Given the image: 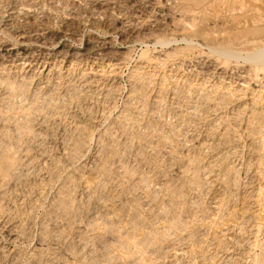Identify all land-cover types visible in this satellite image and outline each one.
Returning <instances> with one entry per match:
<instances>
[{
  "label": "rangeland",
  "instance_id": "obj_1",
  "mask_svg": "<svg viewBox=\"0 0 264 264\" xmlns=\"http://www.w3.org/2000/svg\"><path fill=\"white\" fill-rule=\"evenodd\" d=\"M6 40L0 264H264V0H0Z\"/></svg>",
  "mask_w": 264,
  "mask_h": 264
},
{
  "label": "bare ground",
  "instance_id": "obj_2",
  "mask_svg": "<svg viewBox=\"0 0 264 264\" xmlns=\"http://www.w3.org/2000/svg\"><path fill=\"white\" fill-rule=\"evenodd\" d=\"M7 14V13H6ZM7 17H5V19L3 20V24H2V26L3 27H5V28H7V29H9L10 27H12V23L14 22V18H15V10L14 11H11V12H8V15H6ZM178 26H179V24H178ZM13 30H15V27H14V29ZM41 30H43V29H41ZM187 41V40H186ZM262 42V41H261ZM20 45H22V44H20ZM24 45V47H27L28 46V44L27 43H25V44H23ZM17 46H18V44L17 43H15V42H12V41H8V40H6V41H3V42H1V45H0V59H2V60H4V61H10L11 59H13V55L15 56V54H14V51H16V49H18L17 48ZM33 46H36V48L37 47H42L41 46V44H33ZM31 48L30 47H27V50H25V51H28V50H30ZM35 49V48H34ZM18 51V50H17ZM39 52H41L40 50H38V53ZM22 53V52H21ZM32 53H34V52H30L28 55H26V56H23V57H21V56H18V58H20L21 57V59L22 60H29L31 63H32V61L34 60H37V63H38V61H39V59L38 58H35V57H32V59L30 60V57H31V55H32ZM56 53H59L58 51L56 52ZM61 53V52H60ZM18 55V54H17ZM37 56L39 55V54H36ZM56 55V54H55ZM33 56V55H32ZM41 56V55H40ZM30 65V64H29ZM39 65V64H38ZM33 74V73H32ZM34 76V75H33ZM32 76V77H33ZM2 83V82H1ZM86 83V82H85ZM6 85V84H5ZM10 85V84H9ZM10 87H11V85H10ZM91 92V91H90ZM36 93V92H35ZM6 94V93H5ZM1 95V94H0ZM17 95V94H16ZM37 95V94H36ZM12 96V95H11ZM206 96V95H205ZM43 98H44V96H43ZM156 99V98H155ZM40 101V100H39ZM48 101V100H47ZM19 107V106H18ZM142 107V106H141ZM8 108V107H7ZM28 109V108H27ZM40 110V109H39ZM22 112V111H21ZM137 114V113H136ZM161 114V113H160ZM45 115V114H44ZM26 117V116H25ZM242 118V117H241ZM7 120V119H6ZM126 120V119H125ZM237 120V119H236ZM254 120H256V119H254ZM116 122V121H115ZM173 124V123H172ZM138 126V125H137ZM26 129V128H25ZM143 129V128H142ZM182 130V129H181ZM26 131V130H25ZM226 133V132H225ZM28 134V133H27ZM99 142V141H98ZM3 144V143H2ZM151 145V144H150ZM155 145V144H154ZM157 145V144H156ZM40 146V145H39ZM104 148V147H103ZM101 149V148H100ZM179 151V150H178ZM26 154V153H25ZM7 156V155H6ZM24 156V155H23ZM34 156V155H33ZM32 156V157H33ZM39 157V156H38ZM7 158V157H6ZM21 158V157H20ZM24 158V157H23ZM36 158V157H35ZM22 159V158H21ZM51 159V158H50ZM12 161V160H11ZM16 161V160H15ZM169 161V160H168ZM1 162H4V161H1ZM51 162V161H50ZM5 163V162H4ZM4 163H3V165H4ZM8 163V162H7ZM13 163H14V159H13ZM2 164V163H1ZM25 164H27V163H25ZM25 164H23L22 166H24ZM6 165V164H5ZM11 165H13V164H11ZM82 165V164H81ZM7 166V165H6ZM5 166V167H6ZM46 166V165H45ZM66 168V167H65ZM4 169V168H3ZM6 169V168H5ZM50 169V168H49ZM219 169V168H218ZM21 171V170H20ZM109 171V170H108ZM90 172V171H89ZM91 175V174H90ZM93 177V176H92ZM157 178V177H156ZM21 179V178H20ZM93 179V178H92ZM150 180V179H149ZM221 180H223V179H221ZM86 181V180H85ZM38 182V181H37ZM151 182V181H150ZM89 183V182H88ZM248 183V182H247ZM84 184V183H83ZM76 188V187H75ZM107 189V188H106ZM51 190V189H50ZM59 190V189H58ZM71 191V190H70ZM216 191V190H215ZM45 195V194H44ZM135 197V196H134ZM70 199H71V197H70ZM72 200V199H71ZM70 201V200H69ZM20 202V201H19ZM68 202V201H67ZM23 203V202H22ZM72 203V202H71ZM150 203V202H149ZM163 203V202H162ZM179 204V203H178ZM214 204V203H213ZM23 205V204H22ZM21 206V205H20ZM112 207H113V204L111 205ZM13 207V206H12ZM42 207V206H41ZM71 207V206H70ZM147 208V207H146ZM115 209V208H114ZM51 211V210H50ZM157 212H159V211H157ZM174 213V212H173ZM130 214V213H129ZM110 215H111V212H110ZM94 217V216H93ZM8 218V217H7ZM27 218V217H26ZM55 218V217H54ZM101 220V219H100ZM156 220V219H155ZM99 221V220H98ZM195 221V220H194ZM2 222V221H1ZM0 222V257L1 256H8L9 254H12L13 252H14V248H13V245H14V242H15V237H16V235H15V229H16V225L14 226V224L12 225V224H10V226H6V225H4V224H2ZM6 222V221H5ZM79 222V221H78ZM164 223V222H163ZM17 224V223H16ZM37 225V224H36ZM117 225H119V224H117ZM223 225V224H222ZM101 226V225H100ZM110 226V225H109ZM111 226H112V224H111ZM64 227V226H63ZM84 228H86V227H83V226H76L75 228H74V230L73 231H75V233H77V234H80V233H82L84 230ZM160 228V227H159ZM200 228V227H199ZM96 229V228H95ZM111 229V228H110ZM161 229V228H160ZM83 230V231H82ZM164 233V232H163ZM182 233V232H181ZM125 234V233H124ZM165 235V234H164ZM166 236H169V235H166ZM93 237V236H92ZM115 237V236H114ZM117 237V236H116ZM67 238V237H66ZM110 238H112V237H110ZM169 238V237H168ZM27 239V238H26ZM41 239V238H40ZM113 239V238H112ZM114 239H116V238H114ZM88 240V239H87ZM184 240V239H183ZM214 240V239H213ZM174 241V240H173ZM172 240L170 241L171 242V244H172V242H173ZM57 242V247L55 248V249H53L57 254H59V255H66V258H67V256L69 257V258H71V259H74V261L75 262H77V263H79L80 261H81V257H83V256H81V254L80 253H75L74 255H71V254H67L66 252H65V250H64V247H63V245H62V243H61V241H59V240H57L56 241ZM114 242V241H113ZM120 242V241H119ZM135 242V241H134ZM45 243V242H44ZM91 243V242H90ZM121 243H124V242H121ZM135 244H136V242H135ZM134 244V245H135ZM35 245V244H34ZM126 245V244H125ZM168 245V244H167ZM101 246V245H100ZM190 246V245H189ZM120 247V246H119ZM119 247H117V248H119ZM128 246L126 245V248H127ZM136 247H138L137 245H136ZM140 247V246H139ZM139 247H138V249H139ZM129 248V247H128ZM169 248H170V250H171V252H170V254H169V259L167 260V263H169V264H171V262L173 261V259H175L176 257H177V245L176 244H172V245H170L169 246ZM43 249V245L42 244H40V243H38V244H36L35 246H34V251H36V253H41V251H43L42 250ZM127 250V249H126ZM134 250H137V248H134ZM141 250V249H140ZM167 250V249H166ZM70 251V250H69ZM154 251V250H153ZM90 252V251H89ZM168 252V253H169ZM179 252V251H178ZM153 254V253H152ZM167 254V253H166ZM40 255V254H39ZM150 255V254H149ZM139 256V255H138ZM141 256V255H140ZM151 256V255H150ZM105 257V256H104ZM152 257H153V255H152ZM152 257H150V258H145V261L143 262V264H151V260H153L154 261V259L152 258ZM16 258V257H15ZM113 258V257H112ZM139 258H141V257H139ZM138 258V259H139ZM70 259V260H71ZM136 260V259H135ZM142 260V259H141ZM16 261V260H15ZM42 261V260H41ZM40 261V262H41ZM73 261V260H72ZM35 262V261H34ZM43 262V261H42ZM128 263H130L129 261H127ZM140 262H142V261H140ZM155 262V261H154ZM2 263H3V261H2ZM53 263H54V261H53ZM59 262H57V264H58ZM109 263V262H108ZM136 263H138V262H136ZM36 264H37V262H36ZM39 264V263H38ZM42 264V263H41ZM110 264V263H109ZM140 264V263H139ZM154 264V263H153Z\"/></svg>",
  "mask_w": 264,
  "mask_h": 264
}]
</instances>
